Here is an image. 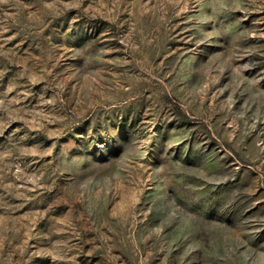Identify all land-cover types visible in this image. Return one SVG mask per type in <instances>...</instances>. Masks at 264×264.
<instances>
[{"label": "rangeland", "instance_id": "obj_1", "mask_svg": "<svg viewBox=\"0 0 264 264\" xmlns=\"http://www.w3.org/2000/svg\"><path fill=\"white\" fill-rule=\"evenodd\" d=\"M0 264H264V0H0Z\"/></svg>", "mask_w": 264, "mask_h": 264}]
</instances>
